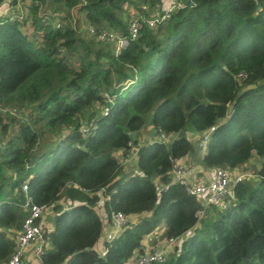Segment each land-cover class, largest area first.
<instances>
[{"label":"trees","instance_id":"trees-1","mask_svg":"<svg viewBox=\"0 0 264 264\" xmlns=\"http://www.w3.org/2000/svg\"><path fill=\"white\" fill-rule=\"evenodd\" d=\"M162 1H0V109L18 111H0V263L26 216L24 184L48 208L39 264H128L160 225L179 244L158 264H264V0H190L147 28ZM131 12L139 29L117 55L81 29L127 36ZM209 128L199 156L185 133ZM127 144L132 175L117 161ZM253 155L254 182L234 183L224 205L170 184L175 158L230 172ZM112 212L129 222L105 242Z\"/></svg>","mask_w":264,"mask_h":264},{"label":"built area","instance_id":"built-area-1","mask_svg":"<svg viewBox=\"0 0 264 264\" xmlns=\"http://www.w3.org/2000/svg\"><path fill=\"white\" fill-rule=\"evenodd\" d=\"M167 8L161 11H153L149 17L143 21L144 25L153 29L161 22L166 20L169 15L179 8L183 7L185 2L190 0H173ZM16 8L19 10L17 15L13 16V20H19L21 16V3L16 4ZM127 20V36H120L111 31L102 30L96 33L91 27L82 25L81 29L89 36H94L98 41L103 44L109 45L112 48L114 55H117L129 41L136 38L139 25L140 16L137 13L131 12ZM239 77L243 79V75ZM2 113H8L15 116L18 114L16 109H0ZM213 128H209L205 132H202L196 140V147L200 153H203L207 142L210 137V133ZM158 139L162 142H168V139L163 135H159ZM127 152L124 154L123 159L129 160L135 157V150L130 144H127ZM186 157H178L172 160L171 169L169 171L170 184H177L183 186L189 196L194 197L201 207L207 206H220L226 204L233 198V184L240 182L243 178L242 175L237 176L234 180H231L228 173L220 168L210 170L208 173L200 174L196 177L190 176V170L185 163ZM161 190H165L166 187H159ZM21 191L24 194V200L22 203V209L26 212V216L22 222L19 232L14 236L15 248L9 259L0 264H22V259L26 257L25 253L29 252V257H33L39 260V257L43 253L46 247L45 241V228L43 226V220L48 214V208L43 204H34L30 197H28L26 186L23 184ZM201 215V210L196 211L195 216L198 218ZM129 222V218L120 212H112L109 215L107 227L103 232L101 238L105 242L111 241ZM177 239H166L165 246L174 245ZM100 257H103L106 253V248L102 247ZM164 260V255L160 250L145 251L142 255L135 258V264H158ZM39 264V262H38Z\"/></svg>","mask_w":264,"mask_h":264},{"label":"rangeland","instance_id":"rangeland-1","mask_svg":"<svg viewBox=\"0 0 264 264\" xmlns=\"http://www.w3.org/2000/svg\"><path fill=\"white\" fill-rule=\"evenodd\" d=\"M173 0H163L162 1V9L167 8L171 3H173ZM60 8V7H58ZM138 139L140 141H149L151 136H152V130L148 127V126H144L138 133ZM171 140V139H170ZM167 144L169 143L166 142ZM205 152V150H204ZM203 152V153H204ZM118 164L120 167V170L122 171L123 174L125 175H131L135 169H134V160L133 158H130L129 160H125V158L123 159L122 156H118ZM260 159L255 157L254 155L251 156V158L249 159V161L241 166L238 167L230 172L227 171L228 176L231 180H234L237 176L242 175L243 178L242 179H246V180H251L250 182H254V175H255V171L259 165ZM193 165L196 164V162L192 163ZM61 202V200H60ZM59 202V203H60ZM102 199L100 197V199L97 202V207H96V212L97 214L102 217V215L104 214L102 208ZM46 226H49L48 223H46ZM107 227V223L104 222V230L105 231ZM158 231V233H156L155 235V239L151 238L150 239V245H148L147 243L144 245V251H150V250H160L162 252V254L164 255V258H166L169 254L173 253L175 250H177V246L179 244V241L177 240L176 243L174 245H170V246H165V240L162 238L161 236V232H159V228L156 230ZM101 238H99V240L96 242V244L94 245L93 249L97 252H99L101 250ZM150 246V247H149ZM176 247V249H175ZM29 253L28 251L25 253V255ZM29 257V255H28ZM25 260L22 259V264H24ZM129 264H135V260H130Z\"/></svg>","mask_w":264,"mask_h":264},{"label":"crops","instance_id":"crops-1","mask_svg":"<svg viewBox=\"0 0 264 264\" xmlns=\"http://www.w3.org/2000/svg\"><path fill=\"white\" fill-rule=\"evenodd\" d=\"M185 135L186 136H188L189 138V140L190 141H195L196 139H197V137L195 136V135H193V134H190V133H188V132H186L185 133ZM203 153H200L199 152V156L200 155H202ZM133 160H134V158H133ZM185 163L187 164V166H188V169L190 170V176L191 177H196V176H198V175H200L201 173L202 174H204V173H208L210 170H206V169H202L200 166H198L197 164H195V165H193L192 164V162L190 161V158H187L186 157V161H185ZM122 172V171H121ZM132 174H136L137 172L134 170L133 172H131ZM131 174V175H132ZM159 232H161V235H162V231H163V225H160L159 227ZM156 233H158V231H155L154 232V234H153V236L154 235H156ZM153 236H149L148 238H144V240H143V243H142V245L144 246L146 243L148 244V245H150L149 244V240L153 237ZM154 239H155V237H153ZM149 241V242H148ZM150 247V246H149ZM28 255H29V253H27L26 254V257H24V260H25V262H24V264H38V259H35V258H33V257H28ZM129 264V263H128Z\"/></svg>","mask_w":264,"mask_h":264},{"label":"water","instance_id":"water-1","mask_svg":"<svg viewBox=\"0 0 264 264\" xmlns=\"http://www.w3.org/2000/svg\"><path fill=\"white\" fill-rule=\"evenodd\" d=\"M1 1V0H0Z\"/></svg>","mask_w":264,"mask_h":264}]
</instances>
